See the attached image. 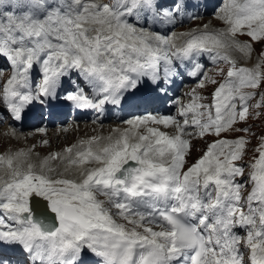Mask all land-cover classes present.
I'll use <instances>...</instances> for the list:
<instances>
[{"label":"snow or ice","instance_id":"obj_1","mask_svg":"<svg viewBox=\"0 0 264 264\" xmlns=\"http://www.w3.org/2000/svg\"><path fill=\"white\" fill-rule=\"evenodd\" d=\"M202 6L0 0V78L11 73L0 86V123L22 122L34 105L97 119L128 113L119 120L127 127L49 154L39 172L0 157L8 176L0 181V264H264V134L236 127L264 115V49L252 71L219 51L252 59L253 45L264 43V0H222L211 15L226 28L204 25L177 46L176 27L202 19ZM205 60L222 81L207 76ZM186 77L217 85L211 104L195 89L186 105L170 96ZM233 131L244 135L220 138ZM197 139L207 150L188 165ZM253 139L254 162L238 163ZM69 167L82 168L78 179L66 178Z\"/></svg>","mask_w":264,"mask_h":264},{"label":"bare ground","instance_id":"obj_2","mask_svg":"<svg viewBox=\"0 0 264 264\" xmlns=\"http://www.w3.org/2000/svg\"><path fill=\"white\" fill-rule=\"evenodd\" d=\"M256 60L251 59V62L257 64ZM81 127L82 126H79V132H71L70 135H56L54 132H51L50 135L45 138L49 139L50 144L44 147L38 145V141L36 139L29 140L27 134H21L19 137V135L15 131L12 132L10 128L2 127L0 128V140L4 139L5 137V141L7 140V147L4 150L0 151V155L6 156L8 158L12 157L13 159H16L19 163H22V161L16 158L17 156H15L14 154L23 153V155H20V157L26 161L25 164H31L32 166H34L33 168L40 170L43 160L48 157L49 154L63 152L65 146L71 145L73 143L81 144L82 141L87 140V136H91L94 133L92 132V127L88 129L87 127ZM9 135L10 139H8ZM33 145L35 146L34 150H32ZM50 164H52L53 166L59 165V169L61 171H64L65 165L59 164V162L52 161H50ZM79 172V169L69 167L66 176L76 177ZM3 178L2 173H0V181L3 180Z\"/></svg>","mask_w":264,"mask_h":264},{"label":"rangeland","instance_id":"obj_3","mask_svg":"<svg viewBox=\"0 0 264 264\" xmlns=\"http://www.w3.org/2000/svg\"><path fill=\"white\" fill-rule=\"evenodd\" d=\"M220 26H222V25H220ZM254 47H255L256 50L253 52L252 59L253 60L257 59L256 62H258V59H259L258 54L261 52L262 49H264V43L254 44ZM238 58H240V57L238 56ZM253 64H254L253 62L249 63V65H253ZM260 71L264 72V64H262V66L260 68ZM209 77H214L217 81L221 79V76H217L216 75V71L215 70L210 72ZM215 87H216V85L211 84L207 80L205 82V87L204 88L196 87L195 90H196V92L199 95H201L203 97H206V99H203L202 101H206L207 104H208L211 90L213 88H215ZM252 103H255V101H253ZM253 111H256V110L250 109V112H253ZM259 111H264V110H259ZM248 125H256V127H253V131L257 132V133H260V134H264V115H262L259 119H249L248 122H247V125L238 124V125H236V127H246ZM240 135H244V134L240 133V132H235V131L226 134L227 137H237V136H240ZM212 138H215V137L214 136H208V137L205 138V140L208 141L209 139H212ZM5 139L6 138L4 137V139L0 140V151L4 150L7 147V145H6L7 144V140L5 141ZM8 139H10V135L8 136ZM205 140H200V139L193 140L194 141V150L192 151V153H194L193 157L196 154L201 153L202 149L204 150L206 148V144L207 143L205 142ZM256 145H257V140L253 139L252 144L249 145V150H248L244 160L241 161V162H238V163H243L246 166L250 165L251 163H253L254 162L253 157L255 156V153L252 151V149L255 148ZM17 163H19V162H16L15 164H17ZM14 165H13V167H14ZM4 167L6 168V166H4ZM0 171H1V169H0ZM249 172H251V168L246 167L245 175H244V177H242L240 179L247 180ZM250 189H251V184L249 183L248 187L242 190V195L243 196H247L249 194V192H250ZM246 259H247V257H246Z\"/></svg>","mask_w":264,"mask_h":264}]
</instances>
